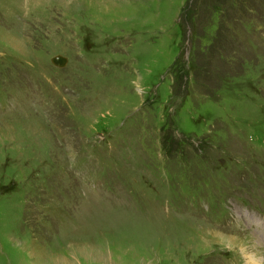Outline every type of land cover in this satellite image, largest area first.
Returning a JSON list of instances; mask_svg holds the SVG:
<instances>
[{
	"label": "rangeland",
	"instance_id": "1",
	"mask_svg": "<svg viewBox=\"0 0 264 264\" xmlns=\"http://www.w3.org/2000/svg\"><path fill=\"white\" fill-rule=\"evenodd\" d=\"M0 264H264V0H0Z\"/></svg>",
	"mask_w": 264,
	"mask_h": 264
},
{
	"label": "water",
	"instance_id": "2",
	"mask_svg": "<svg viewBox=\"0 0 264 264\" xmlns=\"http://www.w3.org/2000/svg\"><path fill=\"white\" fill-rule=\"evenodd\" d=\"M52 62L56 65L63 66L65 64V59L62 56L57 55L52 58Z\"/></svg>",
	"mask_w": 264,
	"mask_h": 264
},
{
	"label": "trees",
	"instance_id": "3",
	"mask_svg": "<svg viewBox=\"0 0 264 264\" xmlns=\"http://www.w3.org/2000/svg\"><path fill=\"white\" fill-rule=\"evenodd\" d=\"M184 149V148H183Z\"/></svg>",
	"mask_w": 264,
	"mask_h": 264
}]
</instances>
